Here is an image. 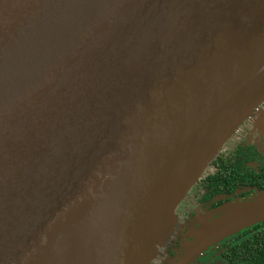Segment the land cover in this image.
I'll return each mask as SVG.
<instances>
[{"label":"water","instance_id":"1","mask_svg":"<svg viewBox=\"0 0 264 264\" xmlns=\"http://www.w3.org/2000/svg\"><path fill=\"white\" fill-rule=\"evenodd\" d=\"M263 103L264 0H0V264H151ZM213 212L191 258L264 190Z\"/></svg>","mask_w":264,"mask_h":264},{"label":"flooded vegetation","instance_id":"2","mask_svg":"<svg viewBox=\"0 0 264 264\" xmlns=\"http://www.w3.org/2000/svg\"><path fill=\"white\" fill-rule=\"evenodd\" d=\"M259 108L260 109H257L258 113L261 110L264 111V103ZM262 115H264V113L258 115V117H261ZM251 123L250 120H247L242 125V129L236 136L237 139L233 140L231 144L227 145V147H224L223 153L227 156L231 153L235 154L240 148H243L246 155L249 156L251 154L246 151L247 148L252 152H256L259 159L256 157L253 158V161L247 163L246 168H253L259 173L260 168L264 165V126L262 125L261 127V124H255L254 127H251ZM259 127L261 128L259 129ZM257 128L259 130H257ZM257 190L261 191L258 187L238 188L233 193H222L208 201L203 200V202L200 203L199 190L193 189L185 199L184 203L182 202L183 204H180V209L179 207L177 209V216L179 219V227L176 231L177 235H174V240L171 244H169V242L167 247L172 253L177 255L178 260L175 263L179 264L181 260L185 258L186 264H212L213 262H219L221 264H248L249 259L247 253L241 245L247 241L248 237L245 238L244 235L248 230H251L250 228H252V226L210 246L203 253L198 254L193 258L190 257L191 250L189 245L193 242L194 234L199 229L200 224L204 220L210 221L215 216V213L213 212L214 210L225 203L233 202L236 199H249V197H252Z\"/></svg>","mask_w":264,"mask_h":264},{"label":"trees","instance_id":"3","mask_svg":"<svg viewBox=\"0 0 264 264\" xmlns=\"http://www.w3.org/2000/svg\"><path fill=\"white\" fill-rule=\"evenodd\" d=\"M246 151L251 155H246L243 148L228 156L222 150L209 164L188 195L193 189H198L200 203H202L203 200L208 201L222 193H233L238 188L258 187L261 190L264 189V165L260 168L259 173L253 168H246L247 163L253 161V158L259 159L256 152H252L248 148ZM250 229L244 235L245 238H248L241 247L247 253L248 264H264V221L253 225Z\"/></svg>","mask_w":264,"mask_h":264},{"label":"rangeland","instance_id":"4","mask_svg":"<svg viewBox=\"0 0 264 264\" xmlns=\"http://www.w3.org/2000/svg\"><path fill=\"white\" fill-rule=\"evenodd\" d=\"M260 109V108H258ZM262 109V108H261ZM264 111L261 110L259 111V113L257 112V110L253 113V115L248 118L247 120L251 121L252 123L250 124L251 127H254L255 124L257 125H263L264 124V115H262L261 117H258V115L260 114H263ZM257 115V116H255ZM258 119V120H257ZM246 122V121H245ZM244 122V123H245ZM243 123V124H244ZM260 125V126H261ZM261 128V127H259ZM242 129V126L237 130V132L235 133V135L230 139V141L227 142V144L225 145V147H227V145L231 144L233 140L237 139L236 136L238 135L239 131ZM257 130H259L257 128ZM188 196V195H187ZM187 198V197H186ZM185 201V200H184ZM183 201V203H184ZM182 203V204H183ZM180 209V207H179ZM177 235V234H176ZM175 235V236H176ZM174 236L172 237V239L168 242L169 244H171V242L174 240ZM168 247V244L165 245L164 247H162L160 250H159V255L157 256L156 259H154V261L152 262V264H176L175 262L178 260V257L177 255H175L174 253L171 252L170 249L167 248ZM212 264H221L219 262H213Z\"/></svg>","mask_w":264,"mask_h":264},{"label":"crops","instance_id":"5","mask_svg":"<svg viewBox=\"0 0 264 264\" xmlns=\"http://www.w3.org/2000/svg\"><path fill=\"white\" fill-rule=\"evenodd\" d=\"M263 126H264V124H263ZM261 127H262V125H261ZM260 129V128H259Z\"/></svg>","mask_w":264,"mask_h":264}]
</instances>
